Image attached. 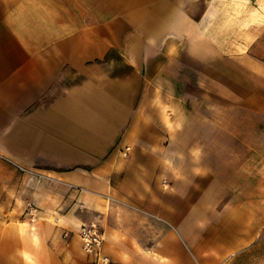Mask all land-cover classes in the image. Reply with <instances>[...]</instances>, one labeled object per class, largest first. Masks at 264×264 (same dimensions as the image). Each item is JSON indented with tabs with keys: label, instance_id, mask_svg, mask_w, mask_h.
<instances>
[{
	"label": "crops",
	"instance_id": "obj_1",
	"mask_svg": "<svg viewBox=\"0 0 264 264\" xmlns=\"http://www.w3.org/2000/svg\"><path fill=\"white\" fill-rule=\"evenodd\" d=\"M234 156L264 160V0H0V218L52 217L21 264H93L88 225L109 264H194L183 206Z\"/></svg>",
	"mask_w": 264,
	"mask_h": 264
},
{
	"label": "rangeland",
	"instance_id": "obj_2",
	"mask_svg": "<svg viewBox=\"0 0 264 264\" xmlns=\"http://www.w3.org/2000/svg\"><path fill=\"white\" fill-rule=\"evenodd\" d=\"M109 4L113 7L114 0H108ZM108 24L114 36L113 10L108 12ZM107 69L114 76L130 73L114 50L110 51ZM220 159L218 182H204L194 189L196 204L183 206L186 217L196 219L182 221L185 232L195 233L182 236V248H196L194 264H264V160L252 157L250 166H243L239 156ZM26 209L17 212L15 220L0 218V264H21L26 260L18 247L20 233L33 228L39 220L52 222L50 215L35 213L30 222L24 216Z\"/></svg>",
	"mask_w": 264,
	"mask_h": 264
},
{
	"label": "built area",
	"instance_id": "obj_3",
	"mask_svg": "<svg viewBox=\"0 0 264 264\" xmlns=\"http://www.w3.org/2000/svg\"><path fill=\"white\" fill-rule=\"evenodd\" d=\"M124 156L126 154H123ZM34 209H26L24 216L28 217L30 222L34 221ZM77 236L80 240L82 252L93 261V264H109V259L103 252L104 235L102 230L96 225L81 226ZM63 237H67L64 234Z\"/></svg>",
	"mask_w": 264,
	"mask_h": 264
}]
</instances>
